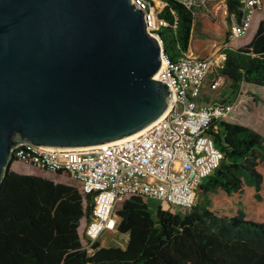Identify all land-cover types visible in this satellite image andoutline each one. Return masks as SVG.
<instances>
[{"label":"trees","instance_id":"1","mask_svg":"<svg viewBox=\"0 0 264 264\" xmlns=\"http://www.w3.org/2000/svg\"><path fill=\"white\" fill-rule=\"evenodd\" d=\"M160 1V17L170 26L159 35L171 61L183 52L202 61L224 55L219 73L231 95L241 84L264 88V20L248 44L232 50L220 13L203 17L176 0ZM238 8L237 0H228L230 13L239 14ZM227 95L214 102H230ZM207 134L224 157L198 187L193 207L171 213L158 206L152 213L148 201L130 197L116 209L124 248L97 241L91 253L82 248L78 228L91 218L93 197L19 174L10 159L0 185V264H264V137L222 120Z\"/></svg>","mask_w":264,"mask_h":264},{"label":"water","instance_id":"2","mask_svg":"<svg viewBox=\"0 0 264 264\" xmlns=\"http://www.w3.org/2000/svg\"><path fill=\"white\" fill-rule=\"evenodd\" d=\"M158 39L132 0H0V185L22 143L123 140L173 101Z\"/></svg>","mask_w":264,"mask_h":264},{"label":"built area","instance_id":"3","mask_svg":"<svg viewBox=\"0 0 264 264\" xmlns=\"http://www.w3.org/2000/svg\"><path fill=\"white\" fill-rule=\"evenodd\" d=\"M176 1L195 15L220 13L226 18L228 48L231 40L248 35L256 15L264 14V0H237L239 14L228 11V0ZM132 3L144 11L148 31L161 47L162 65L154 79L171 91L173 101L166 113L141 132L116 142L70 149L22 143L9 156L13 163L54 175L65 173L83 197H93L91 218L84 219L80 234L82 248L89 253L103 234L116 231L117 206L130 197L191 209L198 187L224 157L207 134L209 125L215 120L227 121L235 111L229 101L202 99L224 86L226 78L219 73L224 55L202 61L183 52L171 61L159 35L162 28L170 26L160 17L165 3Z\"/></svg>","mask_w":264,"mask_h":264},{"label":"rangeland","instance_id":"4","mask_svg":"<svg viewBox=\"0 0 264 264\" xmlns=\"http://www.w3.org/2000/svg\"><path fill=\"white\" fill-rule=\"evenodd\" d=\"M244 43H245V36L235 41L231 40L229 43V47L230 49L235 50L237 48L234 47L240 45L239 48H241L245 45ZM215 56L218 57L219 54H215ZM224 82L225 84L222 87V89H220L217 92H209L207 96H203L202 98L203 101L207 102L209 101L207 99H210L211 102H214L216 99H219L221 95L226 97V94H228L227 95L229 96L228 100H230V102L234 104L235 111L233 117L229 118L227 122L244 125L253 132L264 137V88L261 87L254 88L247 84H241L238 92L231 95L229 89L230 83L227 82L226 79L224 80ZM12 166L13 169L18 172H31L33 174L38 173V174L51 175V178L56 182H63L65 184H69L77 187L75 182L72 181L71 179H68L67 177L62 178L59 177V175H54V174L52 175L50 173H47V171L28 167L20 163H13ZM148 205L152 213L155 212L158 206L163 207V209L168 210L171 213L184 212V210H182L179 207H171L169 205L157 203L156 201L153 200H149ZM119 206L120 205H118L117 208ZM83 223H84V219L80 221V226L78 228L79 235L81 234ZM100 240L103 241L104 245L106 246H118L122 248L126 244L127 236L121 235L116 231H113V232L105 233Z\"/></svg>","mask_w":264,"mask_h":264},{"label":"crops","instance_id":"5","mask_svg":"<svg viewBox=\"0 0 264 264\" xmlns=\"http://www.w3.org/2000/svg\"><path fill=\"white\" fill-rule=\"evenodd\" d=\"M262 20H264V15L258 14V15H256V16L254 17V20H253V23H252V27H251V29H250L248 35H246V37H245V43H244L245 45L248 44V43L251 41L253 35L255 34V32H256V30H257V27H258L259 23H260ZM239 47H240V45H239V46H236V47H234V48H239ZM12 165H13V164H12ZM12 165H11V170H13V171H15V172H17V173H19V174H25V175H37V176H40V177H43V178L49 179V180H51V181H53V182H55V183H63V182H56V181H54V180L51 178V175H47V174H38V173L33 174V173H31V172H18V171H16V170L13 169V166H12ZM52 175H53V174H52ZM59 177L64 178L63 176H59ZM106 233H107V232H106ZM103 235H104V234H103ZM103 235H102V236H103ZM102 236H101V237H102ZM101 237H100V239H101ZM100 239L98 240V243H99L100 247H108V246L104 245L103 241H101ZM122 248H124V247H122Z\"/></svg>","mask_w":264,"mask_h":264},{"label":"bare ground","instance_id":"6","mask_svg":"<svg viewBox=\"0 0 264 264\" xmlns=\"http://www.w3.org/2000/svg\"><path fill=\"white\" fill-rule=\"evenodd\" d=\"M131 137V136H130ZM129 138V137H128ZM126 139V138H125Z\"/></svg>","mask_w":264,"mask_h":264}]
</instances>
